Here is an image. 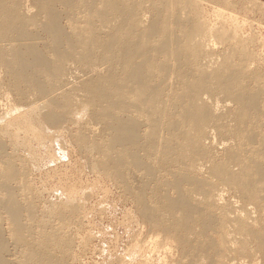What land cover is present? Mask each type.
<instances>
[{"label": "bare ground", "instance_id": "obj_1", "mask_svg": "<svg viewBox=\"0 0 264 264\" xmlns=\"http://www.w3.org/2000/svg\"><path fill=\"white\" fill-rule=\"evenodd\" d=\"M164 1L0 0V215L19 264H58L48 245L65 252L72 244L19 198L23 163L40 150L54 160L77 153L120 184L143 223L175 239L188 264H264V70L255 38L224 12L233 0L215 3L211 23L205 0ZM226 191L244 204L225 200ZM79 204L64 206L74 215ZM3 231L0 223V264H14Z\"/></svg>", "mask_w": 264, "mask_h": 264}, {"label": "rangeland", "instance_id": "obj_2", "mask_svg": "<svg viewBox=\"0 0 264 264\" xmlns=\"http://www.w3.org/2000/svg\"><path fill=\"white\" fill-rule=\"evenodd\" d=\"M189 1H195V0H179L180 4H182L183 2L186 3ZM203 1L204 0L201 1L202 4L206 2L204 5L205 9L207 10V11L205 10L207 12V14L205 12L206 22L207 23L215 22L217 18H216V15L214 14L213 6H215V3L218 4V0H205L204 2ZM164 2H168V0H165ZM211 4H212V7H211ZM234 5H236V7ZM263 6H264V0H239V1L233 0V3L231 2V4L226 5V10L224 11V12L226 11L231 12L233 13L234 16L236 15L235 17L237 18V20L239 19L238 21L242 23V25L244 26V27L242 26L243 27L242 34L245 35L246 38L248 37L255 38V42H253L254 44L253 48L251 47L252 43L251 44L248 43V47L250 49L252 48L253 50L256 48V50L254 51L258 52V55L260 52L259 58H261V62H263L262 70H264V28H263L264 27V20H263L264 19V11H263L264 7ZM253 11H254V14H253ZM208 13L210 15H208ZM249 26H251L252 28ZM220 48L221 47L217 48L216 51L218 52ZM229 52L232 53L231 50ZM218 150L220 151V149ZM35 154H33L34 160H27L28 161L27 163L26 161L23 163L24 166L26 167L25 169L28 174L27 179L17 180L18 184L16 183V185H20L21 182L24 183L25 181L24 186L23 184H21V186H18L19 188L21 187L20 189L23 188L25 191L22 192L23 189L22 190L18 189V193L21 196L25 195V199L27 201L30 200L29 201L30 203L34 201L32 205L37 211L36 221L40 220L41 217H43L42 221L45 222V224H47L46 226L47 231L49 230L47 227L49 228L53 227V229L55 230L57 226H59L58 227L59 229L57 228L58 231L57 229L55 231L59 233H61L62 231L64 235L71 238L70 239L72 243L70 245L71 247L65 252H63L61 248L58 249L56 247L58 245L56 244H55L56 246L55 245L53 246L52 245L53 243H51V245H48L49 249L51 248V249H54L55 251V254H54L52 252L53 250L50 249V252L53 254V256H55V258L53 257V260L55 261V263L58 262V264H188L189 259L187 257V262H186V259L184 260L182 250L177 244L178 242L176 243L175 239H172V237H170L166 233L164 232L161 233L162 231L160 232L159 230L149 227L147 223L145 225L144 224L145 222L143 223V220L140 218L141 216L137 212L136 204H134L135 202L129 196V194H126V192L123 191L122 187L118 186L120 184H117L116 181L108 179V178L105 179L106 177L103 174L97 173L94 170H92L90 165L86 162L87 160L81 159L77 155V153H75L76 156L73 154L74 156L72 157L71 156L68 157V155L66 154L67 156L65 155L66 157L65 158L64 156L61 155L62 153L58 152L57 154L58 157L55 158V160L48 158L45 155L44 151L42 150L35 152ZM76 157L79 159L80 161L79 163H76L75 161ZM86 164L88 165V167H90L89 169ZM90 169L93 172L90 171ZM61 189H62L61 192L64 194L59 193ZM78 189L80 192H78ZM64 191L66 192L67 195L65 194ZM72 193H75V194H72ZM226 193L227 191L224 194L225 200L231 201L232 199L236 200L235 198H238L232 193L228 192L227 195ZM30 194L32 196H30ZM55 194L58 196H55ZM20 195H19V198L24 199V196L21 197ZM232 195L234 196V198L232 197L231 199ZM64 197H65V201H64ZM60 198H61V201H60ZM70 198L77 205L80 202L79 208H78L79 212L77 211L78 213L76 212L74 215L69 214L71 212L70 208L67 206L66 207L64 206L66 205V203L69 204L70 202H72ZM237 200H240V199L238 198ZM49 201H52V202H49ZM58 201H60V203ZM53 202H55L56 204ZM60 204H64L63 207L67 209L65 210L63 209V207L61 209V207H59ZM234 204L243 205L244 202L240 200V202L234 203ZM56 206H58L57 207L58 209L56 208ZM45 207H48V208H45ZM51 208L53 212H51L52 211ZM59 209L61 211H59ZM54 211L57 213H55ZM64 212H66L67 214ZM67 216H68V219H67ZM5 217H6L5 215H2V214L0 215V223L2 224V227L4 230L3 232L5 233L4 237L6 241H8V244H10L9 248H11L10 250L11 252L9 255L12 259H14V264H19V260H20L19 249L17 248L13 249L14 244H13V241L10 240L12 238L10 236L9 229L7 226L9 224H8L7 218ZM50 219L52 221H50ZM53 219L54 220L56 219L57 221L60 220L59 222L60 224L58 222L57 224L56 220L54 221ZM63 219L67 220L65 225L61 224ZM47 220L49 222H54V224H57V225H53V223L51 224L49 222L47 223ZM67 223H70V224H67ZM49 225L52 227H50ZM36 230L39 231L37 224H36ZM157 233L160 234L159 237ZM211 236H212V233H211ZM152 237L153 238L155 237V238L153 239ZM213 237L215 238L214 234H213ZM170 238L172 239V241ZM159 247H162V248H159ZM14 250H15V254H13ZM15 257H17L18 259H16ZM181 257L183 258V260L181 259ZM15 261H17L18 263Z\"/></svg>", "mask_w": 264, "mask_h": 264}]
</instances>
